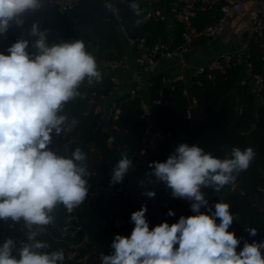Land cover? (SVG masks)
I'll return each instance as SVG.
<instances>
[{
	"label": "clouds",
	"instance_id": "clouds-1",
	"mask_svg": "<svg viewBox=\"0 0 264 264\" xmlns=\"http://www.w3.org/2000/svg\"><path fill=\"white\" fill-rule=\"evenodd\" d=\"M44 2L0 0V34L12 22L21 26V16ZM104 6L112 8L111 4ZM29 35L38 37L34 44L37 54L27 51L25 39L12 44L7 55L0 53V220H23L29 230L28 243L18 250L19 258L13 255L11 238L0 246V264H64L63 251H44L49 244L37 237L54 224L57 206L72 213L85 201L89 191L87 154L76 148L65 157L48 146L53 133L64 131L68 120L65 106L81 95V85L99 83L103 75L83 40L49 46L46 33L35 23ZM255 156L252 147H233L229 155L218 158L199 145L181 143L165 162L150 163L148 175L164 182L173 198L191 201L196 214L150 230L147 207L142 205L131 214L134 228L130 236L117 234L111 244L113 253L101 254V264H264V241L244 242L237 252L240 239L228 231L235 218L229 203H215V211L209 209L211 214L200 212L202 206H208L202 189L220 193L235 183ZM132 166L125 149L110 183H121ZM143 195L152 198L156 193ZM168 215L175 213L169 210ZM248 231L251 236L257 234L255 228Z\"/></svg>",
	"mask_w": 264,
	"mask_h": 264
},
{
	"label": "trees",
	"instance_id": "trees-1",
	"mask_svg": "<svg viewBox=\"0 0 264 264\" xmlns=\"http://www.w3.org/2000/svg\"><path fill=\"white\" fill-rule=\"evenodd\" d=\"M106 3L111 4L115 9L120 25H115L111 20L110 9L104 6ZM224 3L225 1L219 0L204 9H198L201 5H197L198 10L192 18V26L200 31L217 21L222 14L221 6ZM132 5L134 3L128 0H76L72 8L62 13L52 12L49 28L44 20V29L47 32L50 29L55 30L61 41L83 40L89 52L93 51L92 42L96 38L97 46L94 48V54L96 59L102 62L120 60L122 55L121 33L127 40L143 39L144 50L151 49L156 43L164 44L168 49H173L182 43V33L185 30L182 23L175 21L174 28L169 30L166 20H161L158 15L145 19V12L136 13ZM135 5L140 6V4ZM165 6V13H167L171 4ZM23 15L27 24L38 25L43 15L42 6L34 11L29 10ZM20 31L21 28L12 22L5 34L17 42L20 40ZM246 43L244 57L237 53L231 54L228 65L221 61V68L213 70L206 68L204 73L193 76L190 94L195 104L189 114L187 107L190 102L184 93L182 81L170 83L174 88L168 89L166 98H163L165 84L160 76L152 78L151 96L153 100L160 99V103L154 106L155 117L160 131L164 135H169L170 143L162 138L155 140L151 146L145 144L142 136L144 121L140 117L139 98L131 99L128 93L115 101L119 112L115 119L108 118V125L111 129L102 130L93 140L101 114L94 111L91 98L108 96L115 90V84L105 76L99 83L89 85L85 82L81 85V95L65 106L64 114L67 115L68 120L64 133L62 132L61 135L53 133L52 143L48 147L53 150L56 140L61 144L71 140L66 147L67 155H71L76 148H80L87 154L89 191L85 201L94 215L104 219L117 216L131 218V214L140 207L141 202L135 203L120 194L99 193L97 196H91L90 193L100 191L102 187L124 185L130 178H134L136 183L153 179L154 176L148 175L151 172L149 164L154 161L165 162L181 143L199 145L206 152L218 158L229 155L233 147H239L241 150L252 147L256 153L255 159L235 181V183H242L250 196L239 191H232L231 185L225 186L220 193H216L211 188H204L202 191L208 201L206 214H211L209 209L212 212L215 211V203L227 202L235 217L228 231L236 235L235 230H238L240 241L242 239L262 241L264 209L253 201L251 195L256 194L264 198V104L256 103L255 93L249 83L240 82L244 66L237 60L248 61L251 64L252 73H262L264 47L262 36L257 33L249 34ZM133 46L139 55L142 50L136 44ZM8 48L0 42V53L6 54ZM208 73H211L213 77L209 78ZM113 126L116 129H113ZM110 134L114 135L116 146L107 144L106 139ZM125 149L133 161V166L121 183L112 184L110 181L113 168ZM170 190L164 182H160L155 188L148 189L156 193L154 197L149 198L146 195L141 197L142 202L158 211L159 224L167 222L171 225L177 221L173 203L165 205L163 201L169 195ZM173 201L185 205L180 198H174ZM169 210L175 215L169 216ZM53 215L55 222L47 226L48 236L41 234L37 239L60 237L59 227L67 223L66 218L70 213L63 206H57ZM147 221L150 230L156 226L155 221L151 219ZM219 222L217 219L216 223ZM250 228L257 230L255 236L249 235L248 229ZM82 235L83 233L78 231L73 236L68 234L63 239L52 242L54 245H61L65 242L75 243L82 238ZM239 251L240 248H237V252ZM101 254L110 255L107 252H100L99 256ZM94 264H101V261Z\"/></svg>",
	"mask_w": 264,
	"mask_h": 264
},
{
	"label": "built area",
	"instance_id": "built-area-1",
	"mask_svg": "<svg viewBox=\"0 0 264 264\" xmlns=\"http://www.w3.org/2000/svg\"><path fill=\"white\" fill-rule=\"evenodd\" d=\"M218 0H180L177 4L171 5L167 11V13H161L154 11L153 8L146 6V4L139 3L140 6L136 9V13L145 12L144 18L147 19L153 15H158L161 20H167L172 19L174 21L180 22L184 25L185 30L182 33V43H180L178 46H176L173 49H168V47L161 43H156L153 45V47L149 50H144L143 39L136 40H130L128 39V43L131 45L136 44L139 49H141V53L137 56L136 61L137 63L142 67L143 71L151 74L154 73L157 64H158V57H166L170 58L172 56L176 55H182L185 53H188L192 49L193 40L198 37H215L219 36L223 33L225 29V23L229 17H231L233 14L239 13L244 10V2L243 0H226L225 3L221 6L222 14L219 17V19L207 26H205L202 30L197 31L192 26V18L195 16L197 5L201 6H211ZM76 0H45V2L42 4V10L43 15L42 18L38 24V27L40 31H44L46 33V36L51 35L55 40L61 42L60 36L57 34L55 30L46 31L44 29V20L45 16L48 12L56 11L59 13L64 12L67 9L72 8L75 5ZM31 24H27L25 20H23V24L21 26H18L21 28L19 38L28 40L29 46L27 51L30 54H37L38 50L34 47L35 41L38 39L36 36L29 35ZM264 30V19L254 14L251 17V23L247 31V36L244 38L243 42L240 45L239 56L244 57L246 55V48L247 43L246 39L249 34L251 33H257L258 35H262V32ZM0 42L4 43L8 47H10L12 44L15 43V41L9 37H7L6 34H0ZM264 47V44H262ZM8 52L6 53V55ZM231 59V54L227 53L221 56L217 61H214L211 65L207 67H197L193 76L197 74H202L205 72V69L208 68L209 70L221 68L222 65L220 64L221 61H224L225 65H228L229 61ZM262 59L264 61V54L262 56ZM238 63H241L245 68V76L240 79L241 83H249L255 93V100L257 104H264V67L262 73H252L251 72V64L248 61H243L238 59ZM104 65L108 69H118L123 68L124 64L121 60H111L104 62ZM207 76L209 78H212V74L208 73ZM110 79L114 84H117L118 79L114 76H111ZM181 80V75H175L174 78L171 80L170 83H173L174 81ZM167 89L172 90L174 88L173 84H170ZM129 94V97L131 99H134L139 96L136 88H130L127 92ZM190 104L187 107V112L189 114L190 109H192L193 105L195 104V100L193 98H189ZM160 103V99L153 100L152 105L155 106ZM141 107V114L140 117L144 121V129H143V140L146 145L151 146L153 145L154 141L157 139H162L164 137V134L160 131L153 130L151 127L150 122V116H151V107L149 104L142 102L140 103ZM109 117L112 119H115L118 115V108L116 105L112 104L109 107L108 111ZM102 119V115L100 116V119L98 121L97 128H100V122ZM63 127H66V123ZM113 129H116V127H112ZM68 132V130L66 129ZM64 133V131H63ZM107 144H112L114 142V135L110 134L108 135ZM71 142V140H67V142L63 143L65 148L67 145ZM161 181L156 180L154 177L153 179L149 180H143L140 183H136L134 181V178H130L124 185H119L117 187L113 186H107L102 187L100 191L91 192V196H97L99 193H108L110 195H118L120 194L122 197L129 199L135 203L141 202L140 207L137 209L139 210L142 205H145L147 207V212L145 213L146 219H151L153 221H156L158 219L159 213L156 209L149 207L145 202L141 201V197L143 196V193L148 191V189L155 188ZM129 183H133L135 186V189H132L129 186ZM174 198L171 195V190L169 191V195L163 199L164 204L167 205L168 203H173L174 209L178 218L186 215L187 212H190L191 215H195L191 210V201H188L186 199H181L182 202H185V205H182L180 202L173 201ZM264 203V201H263ZM207 207H201L200 212L206 214ZM136 210V211H137ZM92 216L94 217L95 221L102 227H105L107 229H111L115 232H117L119 235L123 236H130L133 228L134 223L131 222V218H122L121 216L113 217L110 219H104L100 218L92 213ZM67 223L59 227L60 237L59 238H44L45 241L49 244V248L44 249V251H55L60 250L63 251L65 255V262L69 264H94L95 262L101 261L100 260V252H107L112 254L113 249L111 248V244L107 243H100L97 245H88L87 238L85 235H82V238L75 242V243H64L61 245H54L52 241L54 240H61L66 235L70 234L73 236L75 233L81 230L80 225L76 221V209L73 210L72 213L66 218ZM3 225V235L0 239V246L3 245V243L7 240L6 237V230L10 223H13L11 219L7 220H0ZM176 221V222H177ZM18 224H25L22 220L17 222ZM28 235L29 230L24 233L23 237H20L16 240H14L15 247L13 249V255L19 258L18 256V250L20 247L24 244L23 239H25V243H28ZM44 236H48V230L45 229V232L42 234ZM248 243H252L254 241H247ZM256 242V241H255ZM263 255L264 256V249Z\"/></svg>",
	"mask_w": 264,
	"mask_h": 264
},
{
	"label": "crops",
	"instance_id": "crops-1",
	"mask_svg": "<svg viewBox=\"0 0 264 264\" xmlns=\"http://www.w3.org/2000/svg\"><path fill=\"white\" fill-rule=\"evenodd\" d=\"M180 0H140V3L146 4V6L153 8L156 12L165 13L166 4H177ZM219 1V0H218ZM217 1V2H218ZM226 1V0H223ZM215 2V3H217ZM244 10L233 14L229 17L225 23V29L223 33L215 37H198L193 40L192 49L185 54L172 56L170 58L158 57L157 68L154 73L148 74L143 71L142 67L137 63L136 58L138 51L134 49V46L128 43L127 38L123 33L120 34V46L122 48V55L120 60L123 62L124 67L118 69H108L104 62L98 61L97 64L99 70L102 72L103 77L114 76L118 79L117 84H115V90L108 96L91 98V102L94 104V111L102 115L100 122V129H111L108 125V111L109 107L114 104L115 101L124 94H127L130 88H136L139 94V102H145L151 107V116L150 122L153 130L160 131V128L157 124L155 117V109L152 105L153 98L150 93V86L152 78L160 76L165 88H168V84L174 78L175 75H181V80L184 83V93L188 98H192L190 94V86L192 84L193 74L197 67L203 66L207 67L211 65L214 61H217L224 54H236L239 52L241 43L244 40V34L247 33L248 28L251 23V17L254 14L261 16L264 19V0H243ZM213 5V4H212ZM207 6H200L198 9H204ZM114 9V8H113ZM197 9V10H198ZM196 10V13H197ZM115 11V9H114ZM195 13V15H196ZM52 11L48 12L45 16V22L47 28L50 22ZM195 17V16H194ZM167 28L172 30L175 25V21L172 19H167ZM51 30V29H50ZM262 43L264 44V30L262 32ZM46 43L51 46L53 44L59 43L51 35L46 36ZM94 56V48L91 52ZM245 76V68L243 77ZM253 90V88H252ZM254 91V90H253ZM119 112V107L116 105ZM161 132V131H160ZM60 142L56 140L53 151L58 154L60 148ZM264 176V172H263ZM242 185L248 194H245L242 189ZM232 191H239L246 196H250L249 191L242 183H233L231 184ZM262 193V189H260ZM145 196V195H143ZM251 198L255 201L259 207L264 209V198L258 197L256 194H252ZM191 213L187 212L184 217H188ZM180 218V217H179ZM178 218V220H179ZM76 221L81 227V232L87 238L88 245H97L100 243L112 244L114 237L118 234L117 232L102 227L95 221L92 216V212L88 207L86 201L83 204L76 208ZM178 222V221H177ZM28 228L25 224H18L17 222L10 223L6 230L7 239L11 238L13 241L23 237L24 233ZM236 231V237H239L238 230ZM3 225L0 221V239L3 235ZM24 241V239L22 238ZM264 237L262 238V241ZM244 242H247L246 239L240 241L239 246L242 250ZM25 244V241L23 242ZM262 255H263V250ZM64 264H67L64 261Z\"/></svg>",
	"mask_w": 264,
	"mask_h": 264
},
{
	"label": "water",
	"instance_id": "water-1",
	"mask_svg": "<svg viewBox=\"0 0 264 264\" xmlns=\"http://www.w3.org/2000/svg\"><path fill=\"white\" fill-rule=\"evenodd\" d=\"M128 1H130V2H132V3H134V4H138V3H139V0H128ZM110 13H111L110 18H111V20L114 22V24L117 25V26L120 25V21H119L118 17H117L116 14H115V11H114V9H113V6H112V8L110 9ZM21 19L24 20V15L21 16ZM246 36H247V33L244 34V37H245V38H246ZM92 46H93V48H95V47L97 46V39H96V38L93 39ZM167 92H168V89L165 88V89L163 90V93H162V97H163V98H166V96H167ZM190 100H191V98H190ZM101 132H102V129L98 128L97 131H96V133H95V136H94L93 140H95L96 137H97ZM163 139H164L165 141H167L168 143H170V137H169V135H164ZM112 144H113L114 146H116V142H113ZM58 155H62V156H65V157L68 156V155H67L66 148H65V146H64L63 144H60V148H59V151H58ZM129 186H130L132 189H135V186L133 185V183H129ZM239 187H240V189L243 190V192H244L245 194H248L247 191L245 190V188H244L242 185H240ZM155 224H156V226L159 225V220H158V219L155 221ZM33 230H35V228H33ZM24 241H25V239H24ZM263 241H264V240H263ZM238 246H239V245H238Z\"/></svg>",
	"mask_w": 264,
	"mask_h": 264
}]
</instances>
